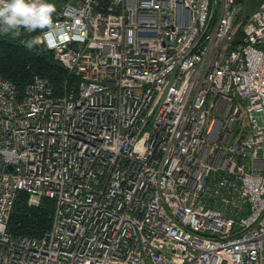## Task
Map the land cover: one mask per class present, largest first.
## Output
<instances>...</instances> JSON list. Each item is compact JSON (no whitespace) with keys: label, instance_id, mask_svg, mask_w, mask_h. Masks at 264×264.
I'll list each match as a JSON object with an SVG mask.
<instances>
[{"label":"built area","instance_id":"obj_1","mask_svg":"<svg viewBox=\"0 0 264 264\" xmlns=\"http://www.w3.org/2000/svg\"><path fill=\"white\" fill-rule=\"evenodd\" d=\"M51 2L0 32L77 78L0 76V264H264V0ZM20 191L41 236L7 230Z\"/></svg>","mask_w":264,"mask_h":264},{"label":"trees","instance_id":"obj_2","mask_svg":"<svg viewBox=\"0 0 264 264\" xmlns=\"http://www.w3.org/2000/svg\"><path fill=\"white\" fill-rule=\"evenodd\" d=\"M32 37L33 34L22 37L0 35V76L15 85L19 94L35 76L46 78L56 93H60L65 85L74 86L77 78L68 75L52 51L32 43ZM26 200L27 194L18 192L7 230L13 235L41 236L51 225L54 202L42 198L38 207H29Z\"/></svg>","mask_w":264,"mask_h":264},{"label":"clouds","instance_id":"obj_3","mask_svg":"<svg viewBox=\"0 0 264 264\" xmlns=\"http://www.w3.org/2000/svg\"><path fill=\"white\" fill-rule=\"evenodd\" d=\"M54 11L51 0H0V32L43 29L52 24Z\"/></svg>","mask_w":264,"mask_h":264}]
</instances>
